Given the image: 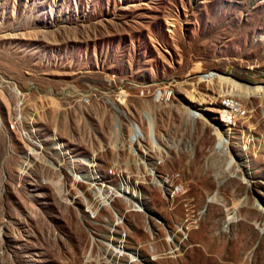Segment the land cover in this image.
<instances>
[{
    "label": "rangeland",
    "instance_id": "1",
    "mask_svg": "<svg viewBox=\"0 0 264 264\" xmlns=\"http://www.w3.org/2000/svg\"><path fill=\"white\" fill-rule=\"evenodd\" d=\"M0 264H264V0H0Z\"/></svg>",
    "mask_w": 264,
    "mask_h": 264
},
{
    "label": "bare ground",
    "instance_id": "2",
    "mask_svg": "<svg viewBox=\"0 0 264 264\" xmlns=\"http://www.w3.org/2000/svg\"><path fill=\"white\" fill-rule=\"evenodd\" d=\"M226 109H228V108H226ZM236 111H237V109H236ZM236 111H232V112H236ZM231 112V113H232ZM231 113H229V114H231ZM188 115L191 117V119L192 120H195L196 119V117H197V115L194 113V112H192V111H189L188 112ZM150 125H149V129H148V136H150V134H151V131H152V125L154 124L153 122H151V120H150ZM153 132V131H152ZM133 133H136V134H139L140 132H138V129L137 128H135V127H133ZM54 137V136H53ZM54 139V138H53ZM227 139H225V138H223V141L216 147L217 149V151H221V152H225V150L226 149H228V148H231L230 147V145H231V143L230 142H227L226 141ZM226 141V142H225ZM230 141H232V140H230ZM228 154H229V156H232V158H234V154L230 151V153L229 152H227ZM88 166H92L94 163H93V158H90V160H89V162L88 163H86ZM92 173V172H91ZM178 187V186H177ZM124 193H126V192H124ZM134 196H135V194H134Z\"/></svg>",
    "mask_w": 264,
    "mask_h": 264
},
{
    "label": "built area",
    "instance_id": "3",
    "mask_svg": "<svg viewBox=\"0 0 264 264\" xmlns=\"http://www.w3.org/2000/svg\"><path fill=\"white\" fill-rule=\"evenodd\" d=\"M210 72V71H209ZM156 93H164V99H172L174 97V93H173V89L171 86L168 85H164L163 88H155L153 89V91L148 95L151 98L153 97V95H155ZM139 95L143 96V91H139ZM225 108L229 109V113H231L232 111H236L235 107H230L228 105H225ZM185 188H182L181 186V190H184Z\"/></svg>",
    "mask_w": 264,
    "mask_h": 264
}]
</instances>
